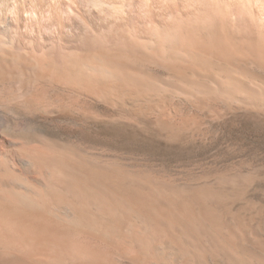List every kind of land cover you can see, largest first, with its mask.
Segmentation results:
<instances>
[{
	"label": "rangeland",
	"instance_id": "1",
	"mask_svg": "<svg viewBox=\"0 0 264 264\" xmlns=\"http://www.w3.org/2000/svg\"><path fill=\"white\" fill-rule=\"evenodd\" d=\"M106 1L93 9V34L69 0L58 1L55 18L40 30L58 50L79 49L80 75L68 64H43L32 47L25 57L16 54L3 74L12 79L17 105L6 106L8 82L0 74V115L44 137L48 145L34 150L41 160L48 155L50 169L90 176L85 188L96 197L82 214L89 211V221L127 239L122 248L100 239L114 252L110 264H264V48L246 50L231 39L226 51L221 24L191 25L183 33L196 41L184 45L188 51L150 28L145 0ZM204 2L220 8L222 1L187 0L188 10L197 12ZM171 15H164L166 23ZM247 18L238 15L239 30ZM27 20L21 30L31 38L35 24ZM137 192L144 195L140 202ZM110 193L125 198L126 211L104 209ZM163 205L176 215L163 217Z\"/></svg>",
	"mask_w": 264,
	"mask_h": 264
},
{
	"label": "bare ground",
	"instance_id": "2",
	"mask_svg": "<svg viewBox=\"0 0 264 264\" xmlns=\"http://www.w3.org/2000/svg\"><path fill=\"white\" fill-rule=\"evenodd\" d=\"M58 1L60 0H0V74H2L1 76L2 78L1 77L0 78L3 79L4 81L7 80L8 82V84L5 86L6 88L4 87V89L6 90L8 89L5 94L7 97V100H6V103L4 102L6 106L14 107L17 105V103L15 102L16 100L15 95H13L14 86H13L12 79L6 77L3 74L5 72V69L9 67L8 64L11 63V62L9 63V61L13 60V57L16 54L22 55L23 57H25V55L31 54L29 49L32 47V49L33 48L36 49V52L34 53L35 57L39 59L43 64L55 63V64H58V66H61L63 64H68L74 71L79 67L81 61L83 60V58L81 57L82 54L80 55V52L78 51L79 49L77 50V48H74L71 46L72 48L68 49V51L64 50L65 48L64 49L60 48L58 50L57 49L58 47L54 46V44L50 42L49 39H47L40 30L42 22L44 23V21H47L49 19L53 20L55 18L54 16H55L56 11L57 10L59 11L60 9V8L57 9ZM221 1L222 2L220 3V8L218 6L215 8L208 2H204L203 4H201L200 7H198L197 12L195 10L194 12H192L193 10L191 12L188 10L189 4H187V0H151V1L145 0L143 2H145V6L147 8L146 14H147L148 22L152 26V27L150 26V28H155L156 30H158L159 33L161 34L160 37L162 36V41L164 40L165 42L169 44L170 43L176 44L177 42H181V44H183L182 46H184L190 41L193 42L194 38L192 39L191 36L183 35L185 30L187 28H190L191 25L192 27L206 26L209 28H215L217 25L221 24V27H222L221 31H223V34H224V35L221 34L224 37V38L222 37V40H221V43L223 44L222 49L223 48L225 49V46L229 47L227 49H230L233 46V45L230 46L231 39L233 40L236 39L237 44L239 43L240 46L245 47L246 50L247 48L251 50H254L256 48H258L259 50L260 47L264 48V0H239V1L237 0L238 2H233L234 0H221ZM69 3H71L73 7L72 9L74 10V12H80L82 14L80 16H83L85 19V23L86 22L88 23L91 34L94 33L93 25L91 23L92 13H94L93 9L97 7V10H98V6L100 7L101 5H105L106 3L109 5V1H106V0H69ZM179 3H181L185 7L184 9L185 11L187 10L186 12L184 11L183 12L185 14L188 12L185 15V17H182V18L179 17L178 15L179 14L178 11L182 10ZM236 3L240 5L238 4L234 5ZM190 4H191V1H190ZM192 4H194V2ZM217 8L219 9V11L216 10ZM162 14H163L162 19H159L158 16ZM165 14H168V15L172 14L173 16H175L174 21L170 23H166L165 20L167 18L164 17ZM238 15L242 17L248 16V18L244 22V25L241 27L242 28L241 30H239L236 26V23H237L236 20H238ZM24 19L26 20L28 19L29 21H31V23L33 22V24H35L34 36L32 32L31 38L23 37V32L21 30V22ZM40 37L41 39H39ZM153 37L151 38L152 40L151 42L153 43L156 42L158 43V45L156 43L155 44L159 46L160 40H157L158 37L157 39ZM95 40L94 41L92 40V41L95 42ZM162 41H160V44ZM190 46H192L191 42H190ZM188 47L184 46V49H187ZM222 49L221 51L223 52L224 49L223 50ZM187 50L188 51L191 50V47L190 49L188 48ZM260 52H262V50H260ZM89 54L91 55V53ZM262 54H264V51ZM91 56H94V55H91ZM95 56H96V53H95ZM80 57L82 58V60H80L81 59ZM91 59L93 61V58ZM87 62L85 63L87 64ZM81 69L82 68H80V70ZM122 70H124L123 67H122ZM79 72H77L78 75H80ZM74 73H76V71ZM61 75L65 76L63 74ZM58 77L56 78L60 79L61 76H58ZM1 79L0 81L2 82ZM52 80L51 82H53ZM61 81H63L62 83H64L65 80H61ZM56 85L58 86V84ZM58 92L60 93V91ZM15 119L17 118L16 117L9 118V117L0 115V264H65V263L67 264L68 262L72 264H105V263L110 264L111 262L110 260H113L110 258V253H112L113 251L111 252L109 246H105V244L103 245V242L100 239L107 241L109 243H116L117 245L121 244L120 245L121 248H122L123 243L124 244L127 243V239L126 237L125 239H122L121 237H118V239L117 238L115 239L114 235L115 234L117 235V233L112 230V227L110 228L108 226H103L105 223L98 224L100 222L96 223L94 221L93 222L89 221L91 219L89 220L87 219L88 217L87 213L89 212L88 210H87L88 211L87 213H85L84 215L82 214L83 211H86V208L88 207L89 202H92L94 200V197H96V195L93 196V194L90 193V190H87L88 187L87 189L85 188L86 184L89 182L88 180H90V176L88 175V176L77 177L76 174H73L74 173L73 171H71L73 172L71 174H73L74 176H71V174H68V172L66 173L65 171H63L65 169L64 168L65 165L62 166L64 168L62 170H60V168L59 170L50 169L49 167L52 165V160H50L48 155L46 154V156L48 157V161L49 160L51 161L50 163L51 165L47 163L46 156L44 157L45 160H41L40 155H42V159H43V154H41L39 151L40 153L39 155V153H36V150H34V149H38V150L43 149L44 146H39V145H43V144L48 145L47 143L45 144L43 142V140L45 141V139H43L44 137L40 139L36 138V136H34L33 134L28 133L29 131H25L26 129L24 128L26 126H24V124H22L21 122H18L17 121L18 119L17 120ZM20 139L23 140L22 141L24 143L23 145L20 144L22 143V142H19ZM35 141L40 144L34 143V146H33L32 142H35ZM50 146L55 147L52 144ZM54 149H57V148L55 147ZM56 155L58 156V154ZM60 155L61 154L59 153V156ZM64 157L65 156H63V158ZM53 158H56V157H52V159ZM60 159L61 158H59V160ZM57 160L58 159H56L55 161ZM58 162H55V164H58ZM74 164L76 163L74 162ZM80 165L81 164H79V166ZM68 167L67 169H69ZM72 167L70 166V168ZM32 171L37 173L38 177H34L33 176L34 172L32 173ZM78 171L80 170H77V172ZM86 174L84 173L82 175H86ZM117 180H119V178ZM57 194L61 196H58ZM157 198H159V196ZM134 199L136 201H139L140 199H144V195H142V192H137L134 195ZM104 200L106 202V205H105L106 207H104V209L107 208L108 211L116 213V211H119V210H122V211L127 210L126 205L123 203V201H125V198L121 195L118 196L117 194L113 195L110 193L104 197ZM142 204L143 203H141L140 205ZM90 206L93 207V205H90ZM161 211H162L161 214H163V217L164 216L171 217L173 215L174 216L176 215L175 214L176 208L172 209L170 207H164V208H161ZM157 212L158 211L156 210V213ZM120 215H122V213ZM91 216L92 215H90V217ZM96 218L101 219V217H96ZM105 219L106 218L104 217V220ZM134 221L136 220L134 219ZM103 222H106V220ZM144 226H145V223H144ZM128 227L130 226L128 225ZM130 228H133V227H130ZM140 230L142 231L144 229H140ZM127 231H129V229ZM113 232H115L114 235H112ZM125 232H126V228H125ZM129 238L128 240L133 241V244L135 242L138 243L135 239L136 237L135 238L129 237ZM143 241L144 240H142V243ZM145 241L147 242L148 239ZM113 247H111V249ZM159 249H162V248H159ZM116 250L118 249L116 248ZM135 255H136V252H135ZM162 255H164V253H162ZM169 259L171 260V258ZM156 261H157V258H156ZM204 261L206 262L207 260H204Z\"/></svg>",
	"mask_w": 264,
	"mask_h": 264
}]
</instances>
